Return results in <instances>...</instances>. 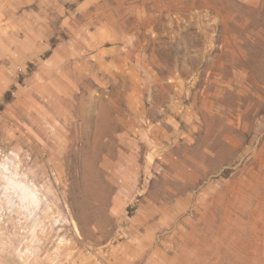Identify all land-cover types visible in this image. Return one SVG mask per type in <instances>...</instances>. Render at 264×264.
Segmentation results:
<instances>
[{
	"label": "rangeland",
	"instance_id": "374dc122",
	"mask_svg": "<svg viewBox=\"0 0 264 264\" xmlns=\"http://www.w3.org/2000/svg\"><path fill=\"white\" fill-rule=\"evenodd\" d=\"M0 264H264V0H0Z\"/></svg>",
	"mask_w": 264,
	"mask_h": 264
},
{
	"label": "bare ground",
	"instance_id": "6f19581e",
	"mask_svg": "<svg viewBox=\"0 0 264 264\" xmlns=\"http://www.w3.org/2000/svg\"><path fill=\"white\" fill-rule=\"evenodd\" d=\"M20 187H21V186H20ZM21 188H22V187H21ZM19 190H20V189H19ZM23 190H24L25 192L27 191V192H28V195H32V196H33V194H31V193H32L31 190H29V189L26 190V189H24V188H23ZM21 192H22V190H21ZM22 193H23V192H22ZM26 198H27V197H26ZM34 198H35V197H34ZM35 200H37V199L35 198ZM35 200H34V201H35Z\"/></svg>",
	"mask_w": 264,
	"mask_h": 264
}]
</instances>
